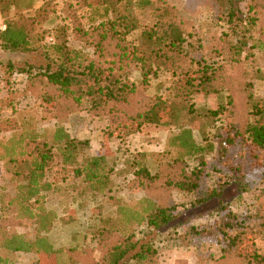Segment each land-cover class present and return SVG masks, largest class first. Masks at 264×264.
<instances>
[{"label": "trees", "instance_id": "trees-1", "mask_svg": "<svg viewBox=\"0 0 264 264\" xmlns=\"http://www.w3.org/2000/svg\"><path fill=\"white\" fill-rule=\"evenodd\" d=\"M40 1L37 15L55 12L61 0ZM195 2L209 10L208 27L220 29L210 31L207 41L169 0H62L68 23L36 45L42 39L34 33L39 19L23 14L18 0H0L5 25L0 48L41 50L44 56L22 65L0 62L5 87L11 84L9 75L25 74L24 92L52 104L55 117L71 115L86 101L89 114L106 119V138L123 140L142 126L165 125L173 103L186 102L187 124L168 136L165 149L139 152L128 161L132 179L127 186L141 196L107 197L114 218L99 219L97 240L113 229L122 239L99 249L98 256L70 248L66 264H153L158 253L152 238L171 226L194 247L205 246L209 264H264V252L254 244L264 234V208L255 213L256 228L248 231L247 221L231 207L233 195L264 181V106L251 96L253 77L246 65L251 54L241 55L248 44L264 53V0ZM135 9L149 10L153 22L141 25ZM138 29V39H130ZM134 71L140 73L137 80L131 78ZM162 72L171 77L170 98L149 92L151 78ZM196 95L224 102L197 108ZM0 131H11L0 138V175L13 186L12 194H0V264H14L12 252L53 258L58 251L49 235L59 216L47 207L48 194L58 181L73 178L80 182V194L105 195L113 184L112 156L89 153V141L73 137L62 125L39 131L23 114L2 120ZM206 156L216 175L212 185L205 180ZM148 160L155 164L153 172ZM191 160L197 163L189 166ZM175 191L192 195L193 216L206 217L205 223L178 220ZM19 225L31 228L28 235L15 229ZM136 226L145 227L143 237L134 233Z\"/></svg>", "mask_w": 264, "mask_h": 264}, {"label": "rangeland", "instance_id": "rangeland-1", "mask_svg": "<svg viewBox=\"0 0 264 264\" xmlns=\"http://www.w3.org/2000/svg\"><path fill=\"white\" fill-rule=\"evenodd\" d=\"M169 1L193 20L195 30L205 41H207L210 31L220 30L216 27H208L210 12L206 7L197 5L195 0ZM40 3V0H18V5L23 14L33 15L32 17H36L40 21L35 25L34 33L41 35L42 39L37 41L36 45H43L44 42L50 41L53 29L57 25L68 23L61 8L62 0L55 12L44 14L38 12L37 15L34 8L38 7ZM134 12L141 25H150L154 20L149 10L135 9ZM139 33L140 29L132 32L129 36L130 39H138ZM248 46L249 44L244 48L241 55L243 58L251 54L248 56L246 64L253 77L251 78L253 82L251 96L254 99H260L264 106V53L258 52L254 48L250 49ZM43 58L41 50L33 53H21L5 51L0 48V62L2 64L10 61L14 65H18L25 60L34 63L42 61ZM3 70V66H0V122L7 117L18 118L19 115L23 114L26 117H32L39 131L51 130L56 125H62L73 137L89 141V153L104 152L112 156L110 164L113 167V171L110 173L113 184L110 191L105 195L80 194V182L73 178L58 181L48 194L47 207L55 210L60 216L49 235L55 250L58 251L56 256L39 260V257L33 253L12 252L9 254L10 260L14 264H66L70 248L79 249L81 255L86 253L91 256H98L100 254L99 249H104V247L113 245L114 242L122 239L120 233L113 229L105 233L100 240L99 238L97 240L99 219L102 217L114 218V209L107 201L108 195L121 197L125 200H135L141 196V193L132 192L127 186L132 179V168L128 161L131 160L132 155L139 152H162L165 149L168 136L187 124L189 114L186 102L182 103L176 100L173 103L172 111H170L172 116L168 117L165 125L142 126L139 132L123 140L114 137L106 138L104 133L106 119L89 114L86 101L83 102L78 111L71 115L55 117L52 104L41 103L39 98H34L31 94L24 92L25 74L13 73L9 75L8 79L11 84L9 87H5ZM257 75L261 77L257 79ZM139 77L138 71L131 74V78L134 80L139 79ZM150 83V93L159 92L169 98L172 96L169 74L162 72L156 78H151ZM192 101L197 108H207L214 107L219 101L224 102V98L220 99L218 96L207 98L196 95ZM10 135L11 131H0V138H7ZM195 139L200 140V136L196 132ZM103 143L105 146L102 145ZM262 155L264 157V150ZM205 159L206 171H208L205 180L209 185H212L216 175L210 170L211 157L206 156ZM196 163L195 160H191L189 166H194ZM147 165L152 172L155 170V164L152 160H148ZM12 192L11 181L7 176L1 174L0 194H12ZM173 199L177 211H181L179 221L188 219V224L190 222H206V217L193 216L195 212L190 207L191 194L175 191L173 192ZM231 207L234 212L242 216L244 221H247L248 231L256 228L255 213L258 209L264 208V181L248 192L233 195ZM111 223L113 225V220ZM15 229L26 235L31 231V228L26 225L15 226ZM132 229L138 238L143 237L145 227L136 226ZM127 232L130 233L131 230L128 229ZM180 233L181 229H175L171 226L162 229L161 232L153 236L152 239L158 253L153 264H209L210 260L206 257L205 246L201 245V249L194 247L193 242L188 238L183 239ZM254 244L259 251L264 252V234L256 238Z\"/></svg>", "mask_w": 264, "mask_h": 264}, {"label": "built area", "instance_id": "built-area-1", "mask_svg": "<svg viewBox=\"0 0 264 264\" xmlns=\"http://www.w3.org/2000/svg\"><path fill=\"white\" fill-rule=\"evenodd\" d=\"M5 29V25L2 23V20L0 18V30H4Z\"/></svg>", "mask_w": 264, "mask_h": 264}, {"label": "crops", "instance_id": "crops-1", "mask_svg": "<svg viewBox=\"0 0 264 264\" xmlns=\"http://www.w3.org/2000/svg\"><path fill=\"white\" fill-rule=\"evenodd\" d=\"M60 217V216H59Z\"/></svg>", "mask_w": 264, "mask_h": 264}]
</instances>
